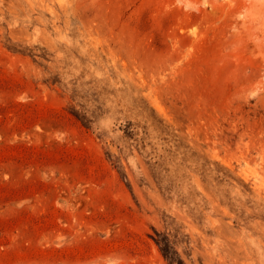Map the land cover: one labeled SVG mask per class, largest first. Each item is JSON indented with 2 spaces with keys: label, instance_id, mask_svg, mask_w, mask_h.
<instances>
[{
  "label": "rangeland",
  "instance_id": "obj_1",
  "mask_svg": "<svg viewBox=\"0 0 264 264\" xmlns=\"http://www.w3.org/2000/svg\"><path fill=\"white\" fill-rule=\"evenodd\" d=\"M0 264H264V0H0Z\"/></svg>",
  "mask_w": 264,
  "mask_h": 264
}]
</instances>
